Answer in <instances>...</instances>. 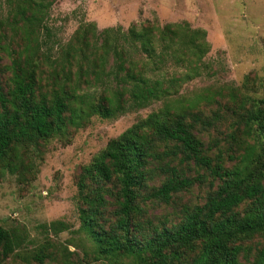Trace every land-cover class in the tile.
<instances>
[{"label": "trees", "instance_id": "trees-1", "mask_svg": "<svg viewBox=\"0 0 264 264\" xmlns=\"http://www.w3.org/2000/svg\"><path fill=\"white\" fill-rule=\"evenodd\" d=\"M51 3L0 0V171L24 179L31 152L50 139L67 138L94 115L115 118L162 100L80 170L79 230L90 252L111 264H264V97L244 112L221 102L204 112L198 103L210 94L165 102L190 78L168 64L198 66L209 50L204 29L186 21L133 23L126 31L89 24L67 43H51ZM226 117V157L212 155L218 142L206 146L198 133L220 129ZM204 183L202 202L182 204L175 220L149 217L148 203L171 204ZM42 227L57 233L67 225ZM26 237L0 226V264H80L46 236L25 251Z\"/></svg>", "mask_w": 264, "mask_h": 264}, {"label": "rangeland", "instance_id": "rangeland-1", "mask_svg": "<svg viewBox=\"0 0 264 264\" xmlns=\"http://www.w3.org/2000/svg\"><path fill=\"white\" fill-rule=\"evenodd\" d=\"M181 21L206 31L209 50L195 68L190 65L187 69L186 60L168 64L170 73L178 77L190 73V78L179 80L165 102H188L210 94V101L198 103L204 112L216 109L220 102L244 112L254 100L264 97V0H52L46 22L51 30L50 42L65 44L79 27L89 24L97 31L107 27L126 31L133 23ZM162 105L158 100L115 118L92 116L67 138H52L32 151V170L24 179L0 171V226L25 234V251H32L46 236L57 247H67L72 261L111 264L96 259L90 252V241L79 230L77 178L82 166L89 164L109 139ZM229 123L226 117L219 124L220 131L198 133L206 146L218 142L209 151L212 155L221 151L226 157ZM208 189V183L194 185L176 195L171 204L148 203V215L155 222L175 220L182 204L202 202ZM52 221H62L67 228L57 233L47 228L45 232L42 225ZM240 260L248 264L244 258ZM11 263L24 261L9 258L7 264Z\"/></svg>", "mask_w": 264, "mask_h": 264}]
</instances>
